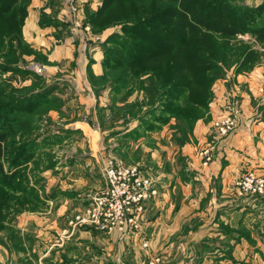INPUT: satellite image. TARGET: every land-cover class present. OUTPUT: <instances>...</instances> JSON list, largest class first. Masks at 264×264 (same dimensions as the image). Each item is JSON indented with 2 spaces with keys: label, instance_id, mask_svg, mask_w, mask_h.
<instances>
[{
  "label": "rangeland",
  "instance_id": "1",
  "mask_svg": "<svg viewBox=\"0 0 264 264\" xmlns=\"http://www.w3.org/2000/svg\"><path fill=\"white\" fill-rule=\"evenodd\" d=\"M57 1L62 5L58 12L64 11V14L60 16L56 14L54 22L72 26V14L66 7L68 2L66 0ZM136 1L134 0L132 3L137 4ZM223 1L224 6H231L237 13L248 10L250 13L243 15L245 21L249 18H255L256 23L264 24V0ZM90 2L91 0L88 1L89 4ZM87 4L79 6L81 19L85 25H89L86 19L87 11L97 12L102 7L103 0H100L98 6L91 3V6L85 7ZM92 5L95 8H92ZM255 13L257 15H254ZM116 18L115 21L105 19L108 26L103 27L100 32L94 33L91 25H89L91 31L88 33L97 35V41L102 47L103 75L106 60L105 48L106 46L112 48V45L107 43L108 40L114 36L129 38L122 29V24L127 22H124L122 17L116 16ZM70 28L67 27V32H61L72 35ZM73 35L79 41H86L87 39L79 32H74ZM118 40L116 41L118 42ZM220 41H230L235 48H245L247 52L249 50L256 52L257 60L254 67L246 73L264 69V43L257 40L251 33L238 35L231 40L220 38ZM113 48L117 50L115 45ZM3 49H1L3 54L9 53L11 56L10 52H7L8 49H4L5 51ZM85 50L87 51V48L83 47V51ZM28 58L29 55H23L21 58L17 57L14 62L0 58V65L6 68L11 66L8 71H0V89L1 91L3 89L1 92L3 98L0 95V106H5L6 101L9 100L6 99L9 97L8 94L13 93V91L15 96H23L35 92L38 88L54 87L57 89H55L52 98L56 99L51 100L54 104H61L62 107H60V111L52 110L48 114L44 113L48 110L44 109L46 107L44 106L43 110L41 109V114L35 111L32 116H29L32 113H25L24 117H21V114L17 115V133L14 138L10 139L13 143L7 154V156L9 155L8 158L2 161L5 173L15 172L7 159L16 156L19 152V145L23 144L25 140L30 139L33 142L35 151L32 162L21 165V174L14 180L13 185L4 184L0 176V264H40L39 257L44 254H46V257L44 256L46 260H43L42 264H125L127 259L130 260L129 255L126 256V252L133 249L130 248L132 246L120 245L116 239L113 240L111 237L103 235L93 227L73 230L69 226V220L80 209L89 205V195L96 194L102 189L104 182L102 168L105 163L112 161L116 165L146 168L150 177L156 176L155 160L153 161L147 150L149 148L155 151L158 148V139L153 138V135L139 136V134L141 124L145 123L142 120L144 118L152 120L155 114L150 111L155 110L153 108L156 107L157 103L154 107H145L152 100L145 98V93H139L135 90L134 93L139 95L128 97L130 103L126 106L123 98H125L127 91L123 89L122 94L115 95L111 87L112 81L109 79V83L98 79L95 82L96 86L93 84L92 75H95L92 63L89 61L88 79L95 94L97 93L96 87L102 89V92L99 93L102 101L98 103L95 112L93 110L95 116L93 121L97 122L100 131L98 130V133L93 132L91 137L87 139L81 130H77V123L87 119L92 125L90 111L77 108L76 103L67 105L69 101L78 98L76 95L78 92L82 94L85 92L78 88L75 90L74 82L70 83L65 77L59 78L57 74L46 73L44 65L47 64H42L40 61L39 63L31 62ZM223 68H225V75L219 77L212 88L211 104L218 103L219 97L224 96V92L223 95L219 94V90L224 88V80L237 73V66H232V64L228 67L223 66ZM33 73L35 75H32ZM95 78L100 77L95 76ZM80 87L83 88V83ZM158 99L160 100L159 96L155 97V101ZM54 111L59 114L53 120L50 113ZM9 117L13 116L9 113ZM210 117L209 111L202 120H209ZM28 123H31L32 132H28ZM70 127H73L71 133L62 131L68 130ZM19 177H21V181H19ZM23 185L25 187L24 192L20 190V187L23 189ZM238 198L240 199L238 204H241L243 208L248 206L247 208L251 210L247 214H244L245 209L241 210L235 214V217L237 219L243 217L248 227L238 226L235 228V224H219L212 221L205 228L208 231L207 234H212L211 240H206L207 243L203 244L204 241L200 239L193 241L188 235H182L185 230L183 227L189 225L188 223L184 224L177 231L178 235H174L177 241H172L174 239L172 236V243H170L171 241H168L170 235H168L169 238L165 239V246L172 245L173 242L176 243L174 245L178 254L169 256L166 255L169 253L163 252L162 254L161 251H157L159 257L164 255L167 259H162L160 262L154 260V264L157 262H159L157 264H264V208H257L260 204H264L260 203L262 197L238 196ZM62 207L66 208L62 211L64 213H61ZM166 209L167 207L164 210ZM216 211H213L214 215ZM157 214L158 211H155L154 208L149 210L146 221L149 223L150 219V222H155ZM153 216L155 217L153 218ZM255 219L260 220V224L259 227L253 228L254 224H258ZM191 225L197 230L200 227L199 222H192ZM222 225H224V230L228 231L227 234L221 228ZM148 228L153 231V224L148 225ZM84 229H88L90 234L80 235L79 238L74 234ZM61 230H63L62 233ZM146 230L148 229L146 228ZM241 230L249 233L252 241L241 237ZM65 231L69 234L68 239L63 238ZM219 231L224 232L223 240L217 235ZM121 242L128 244L125 240ZM137 242L133 241L134 244ZM148 242L150 246L152 241ZM154 244L152 246L155 249L162 246ZM138 246V248L142 247V245ZM203 246H206L205 251L202 250ZM238 246L239 249L244 246L242 251L236 252ZM118 247H124L125 251H122V255L118 254ZM35 248L37 249L36 252H34ZM190 249L195 250L194 255L191 254L192 251L189 252ZM260 249L263 250L257 252ZM153 257L157 256L153 254ZM135 259L141 263L142 256ZM127 264L133 263L128 261Z\"/></svg>",
  "mask_w": 264,
  "mask_h": 264
},
{
  "label": "trees",
  "instance_id": "2",
  "mask_svg": "<svg viewBox=\"0 0 264 264\" xmlns=\"http://www.w3.org/2000/svg\"><path fill=\"white\" fill-rule=\"evenodd\" d=\"M133 1L103 0L97 12L87 11V23L94 33L108 26L105 19L115 21L119 16L127 22L122 24V29L129 36H114L108 40L112 48H105L104 75L100 78L92 75V82L95 85L98 79L105 82L109 79L115 95L122 94L123 89L127 91L123 98L126 106L130 103L127 98L138 94L134 93L135 90L145 93V98L153 102L145 107L157 104L153 108L155 110L150 111L155 114L152 120H142L145 123L141 124L143 132L140 130L139 136L156 131L174 119L177 122L176 137L179 143L184 144L196 124L210 111L212 88L217 79L225 75L223 66H237L236 74H239L251 71L257 60L255 51L235 48L230 41H220V38L231 40L251 33L264 43V24L256 23L255 18L245 21L243 15L250 13L248 10L237 13L231 6H224L223 0H137V4ZM30 3L31 0H0V58L6 61L14 62L17 57L34 53L36 60L40 59L23 38ZM3 48L8 49L11 56L3 54ZM10 67L0 65V71H8ZM55 89L38 88L23 96H15L13 91L8 94L5 106H0V176L4 184L13 185L21 174V165L34 159V144L30 139L25 140L19 145L16 156L7 159L15 172L5 173L2 161L8 158L13 143L10 139L17 133V115L24 117L25 113H32L29 115L32 116L35 111L41 114L44 106L48 109L45 114L52 110L60 111L62 105L51 100L56 99L52 98ZM95 89L97 94L102 91ZM2 91L0 89L1 98ZM158 96L160 100L155 101ZM9 113L13 117L10 118ZM28 127V132H32L31 123ZM62 131L72 132L69 129ZM24 188L23 185L20 190L24 192ZM221 228L224 230V225ZM240 233L241 237L252 241L249 233L242 230ZM133 241L139 239L132 238L126 242Z\"/></svg>",
  "mask_w": 264,
  "mask_h": 264
},
{
  "label": "crops",
  "instance_id": "3",
  "mask_svg": "<svg viewBox=\"0 0 264 264\" xmlns=\"http://www.w3.org/2000/svg\"><path fill=\"white\" fill-rule=\"evenodd\" d=\"M88 1L76 0V3L79 7L87 4ZM91 3L98 6L100 0H91ZM90 4L88 3L85 7L91 6ZM61 7L62 5L57 0H32L23 34L26 43L40 58L39 61L42 64H47L44 65L46 73L57 74L59 78L65 77L70 83L74 82L75 90L78 88L85 92L84 94L78 92L76 94L78 98L69 101L67 105L76 103L77 108L90 111L92 125L87 119L77 123V130H81L84 137L89 139L94 132L93 124L97 123L93 121L95 120L93 114L98 103L102 101V97L100 94H95L88 79L87 70L90 61L94 75L96 77L103 75L102 47L97 41V35L96 38L94 34L90 33L86 35V41L82 40L83 38L82 41H79L73 35L76 31L70 24L66 26L55 23L56 14L59 16L64 14V11L58 12ZM92 8L95 7L92 5ZM82 14L85 16L83 11ZM67 27H71L72 35L61 32L66 31ZM83 47L87 48V51H83ZM35 56L30 55L28 59L31 62L39 63ZM81 83H83V88L80 87ZM219 91L221 95L224 92V96L219 97L218 103L211 104V119L199 121L186 143L178 142L175 128L177 122L174 119L156 131L145 133L158 139V148L155 151L149 148L147 150L149 156L153 161L155 160L156 176H153V179L159 192L158 198L148 204V211L154 208L160 214H157L155 222H150V219L149 223L146 221L143 239L152 241L148 249L143 246L138 248V245H142V240L135 244L133 242L125 244L116 235L103 234L113 240L116 239L120 245L132 246L130 248L133 249L126 252V256L129 255L130 260L127 259L125 264L128 261L133 264L139 263L135 258H141V256L139 264H154V260H159V262L162 259L166 260V256L159 257L157 255L159 251L162 254L163 252L169 253L166 254L169 256L178 254L174 245L176 243L173 242L172 245L165 246V239L170 235L168 239L170 242L172 236L178 235L179 228L187 223L189 225L183 227L185 230L182 235H188L193 241L200 239L204 242L211 240L212 234H207L208 231L205 228L212 221L219 224H235V228L238 226L248 227L243 217L238 219L235 217V214L241 210L245 209L244 214L251 210L247 208L248 206L243 208L241 204H238L240 195L236 183L249 170L255 171L259 176L264 175V69L249 73H234L224 80V88ZM58 114L55 111L50 113L52 119ZM235 114L240 118L238 130L229 136L218 138L212 122L221 116ZM72 129L73 127L69 128V130ZM142 169L149 176L147 169ZM68 200L67 202H72V200ZM260 200L264 201V197ZM262 201L260 203H264ZM165 206L166 210H164ZM257 208H264V204H260ZM65 209L62 207L61 213H64L62 211ZM214 210H218L215 215ZM259 221L256 220L258 224H254L252 227H257L260 224ZM192 222L200 223L198 230L196 227L192 228ZM150 224H153V231L148 228ZM169 228L171 230H167ZM74 234L79 238L80 235L90 234V231L84 229ZM217 235L221 240L224 239V232L219 231ZM173 238L172 241H177L175 236ZM153 244L162 246L155 249ZM188 247L190 248V246ZM242 248L236 247V252L242 251ZM36 250L35 248L34 252ZM261 250L263 249L257 250V252ZM122 251H125L124 247H118V254L122 255ZM189 252L192 255L195 254L194 249H190ZM196 253L198 252L196 251ZM153 254L157 257H153ZM44 256L46 257V254L39 257L40 264L46 260Z\"/></svg>",
  "mask_w": 264,
  "mask_h": 264
},
{
  "label": "built area",
  "instance_id": "4",
  "mask_svg": "<svg viewBox=\"0 0 264 264\" xmlns=\"http://www.w3.org/2000/svg\"><path fill=\"white\" fill-rule=\"evenodd\" d=\"M66 1L67 10L72 14L73 29L86 36L91 27L82 22L76 0ZM239 127L240 118L237 114L221 116L213 122L218 138L229 136ZM93 130L100 131L97 123L93 124ZM102 174V189L89 196V205L69 220V226L73 230L93 227L103 234L116 235L120 241L139 239L142 240V246L148 248L149 242L143 239V235L148 204L159 196L156 182L137 166H121L112 161L103 165ZM236 186L240 196L264 197V176H258L253 170L245 172ZM63 238H69L67 231Z\"/></svg>",
  "mask_w": 264,
  "mask_h": 264
}]
</instances>
